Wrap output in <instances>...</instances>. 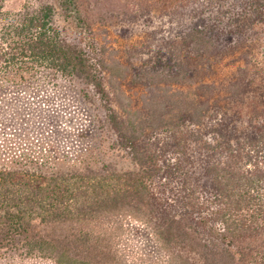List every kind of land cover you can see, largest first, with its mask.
<instances>
[{"label":"trees","instance_id":"16d2710c","mask_svg":"<svg viewBox=\"0 0 264 264\" xmlns=\"http://www.w3.org/2000/svg\"><path fill=\"white\" fill-rule=\"evenodd\" d=\"M56 3L87 30L79 0ZM166 9L167 30L132 70L70 44L51 5L0 12L6 68L84 80L133 163L57 171L40 151L0 164V250L117 263L109 240L92 235L126 216L148 227L167 264H264V0H166ZM105 70L143 92L133 101L122 86L107 91Z\"/></svg>","mask_w":264,"mask_h":264},{"label":"rangeland","instance_id":"374dc122","mask_svg":"<svg viewBox=\"0 0 264 264\" xmlns=\"http://www.w3.org/2000/svg\"><path fill=\"white\" fill-rule=\"evenodd\" d=\"M3 1L0 12L9 14L51 5L53 22L70 44L88 49L91 57L97 52L108 67L117 64L130 70L150 58L142 54L158 33L167 30L170 20L166 0H79L82 18L89 25L86 30L74 15L66 19L56 0ZM174 17L181 21L182 15ZM102 75L107 91L110 86H122L133 101L143 92L116 76L108 77L107 70ZM112 97L111 105L120 113L121 99L116 94ZM40 151L57 171L133 168L129 155L116 145L96 89L79 77L48 68L11 71L0 60V164L30 161ZM102 224L92 239L109 240L118 258L117 263L106 264H167L165 253L144 224L126 216ZM92 228L94 225L87 227ZM0 264L56 263L17 249L0 250Z\"/></svg>","mask_w":264,"mask_h":264}]
</instances>
